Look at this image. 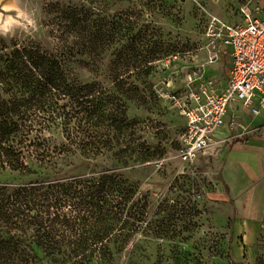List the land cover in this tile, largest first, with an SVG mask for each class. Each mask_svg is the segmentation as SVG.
<instances>
[{
    "label": "trees",
    "instance_id": "obj_1",
    "mask_svg": "<svg viewBox=\"0 0 264 264\" xmlns=\"http://www.w3.org/2000/svg\"><path fill=\"white\" fill-rule=\"evenodd\" d=\"M107 21L113 26L92 34L86 52L102 54L115 46L114 89L72 83L63 60L40 44L0 48V167L37 176L18 186L0 184V264H34L35 258L48 264H116L140 230L163 233L159 217H147L146 197L123 173L67 175L57 161L97 156L117 146L127 164V156L143 149L144 143L127 139L135 124L127 102L152 100L147 81L152 64L175 47L159 28L132 13L122 11ZM52 129L60 132L61 142H55Z\"/></svg>",
    "mask_w": 264,
    "mask_h": 264
},
{
    "label": "rangeland",
    "instance_id": "obj_2",
    "mask_svg": "<svg viewBox=\"0 0 264 264\" xmlns=\"http://www.w3.org/2000/svg\"><path fill=\"white\" fill-rule=\"evenodd\" d=\"M244 1L0 0L14 10L10 17L0 13V48L40 44L63 60L72 83L98 82L114 89L110 67L115 46H106L102 54L86 51L90 36L109 30L113 25L107 20L122 11L159 28L166 43L175 47L152 64L147 78L154 91L152 100L148 104L127 102V114L135 121V132L129 126L127 139L136 138L144 143L140 152L127 156V164L116 154L117 146L97 156L77 154L57 160L67 175L106 169L123 173L146 197L147 217H159L157 223L163 233L154 228L144 234L140 230L117 257L116 264H175L176 258L181 264H264L262 244L256 252L244 251L239 260L233 259V206L213 195L221 187L220 175L217 166L210 163L208 152H203L189 167L179 161L176 148L184 116L168 96L173 91L187 92L184 83L185 88L197 87L209 71L227 77L228 53L221 51L212 59V52L203 48L207 42L204 32L211 16L231 23L239 21V6ZM150 32L154 34L153 28ZM154 38L156 35L155 41ZM148 45L151 48L152 42ZM51 131L55 133V142H61L60 132ZM45 135L51 132L46 131ZM27 161L38 166L31 157ZM36 177L0 167V184L18 186ZM22 264L28 262L23 260ZM34 264L48 263L35 258Z\"/></svg>",
    "mask_w": 264,
    "mask_h": 264
},
{
    "label": "built area",
    "instance_id": "obj_3",
    "mask_svg": "<svg viewBox=\"0 0 264 264\" xmlns=\"http://www.w3.org/2000/svg\"><path fill=\"white\" fill-rule=\"evenodd\" d=\"M239 7V21L211 16L204 32L203 48L212 52V59L221 51L231 56L226 86L221 90L218 80L207 75L195 88L184 86V94L168 93L184 116L176 153L188 167L214 142L234 101L240 100L254 115L264 110V0H245ZM230 126L243 124L233 119Z\"/></svg>",
    "mask_w": 264,
    "mask_h": 264
},
{
    "label": "crops",
    "instance_id": "obj_4",
    "mask_svg": "<svg viewBox=\"0 0 264 264\" xmlns=\"http://www.w3.org/2000/svg\"><path fill=\"white\" fill-rule=\"evenodd\" d=\"M207 75L218 80L221 90L226 86L227 77L211 71ZM229 111L206 152L220 175L221 187L213 195L233 206L232 255L239 260L242 252L254 253L264 245V110L254 115L237 100ZM233 119L243 126H230Z\"/></svg>",
    "mask_w": 264,
    "mask_h": 264
},
{
    "label": "water",
    "instance_id": "obj_5",
    "mask_svg": "<svg viewBox=\"0 0 264 264\" xmlns=\"http://www.w3.org/2000/svg\"><path fill=\"white\" fill-rule=\"evenodd\" d=\"M14 10L12 9H8L5 5H3L1 2H0V13L1 15H4V16H7V17H10V16H13Z\"/></svg>",
    "mask_w": 264,
    "mask_h": 264
}]
</instances>
